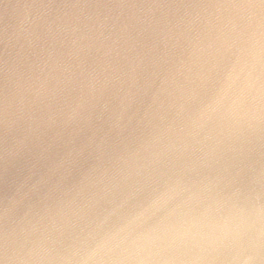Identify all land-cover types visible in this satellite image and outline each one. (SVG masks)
Instances as JSON below:
<instances>
[{
    "label": "clouds",
    "instance_id": "clouds-1",
    "mask_svg": "<svg viewBox=\"0 0 264 264\" xmlns=\"http://www.w3.org/2000/svg\"><path fill=\"white\" fill-rule=\"evenodd\" d=\"M53 7L66 6L33 0L17 14L29 44ZM150 7L220 15L167 69L169 39L199 14L139 19L153 43L129 71L82 62L54 88L0 90V220L25 208V220L49 222L2 226L0 264H264V2ZM31 9L45 11L33 20Z\"/></svg>",
    "mask_w": 264,
    "mask_h": 264
},
{
    "label": "water",
    "instance_id": "water-1",
    "mask_svg": "<svg viewBox=\"0 0 264 264\" xmlns=\"http://www.w3.org/2000/svg\"><path fill=\"white\" fill-rule=\"evenodd\" d=\"M32 2L33 0H0V90L7 85L10 95L15 91L14 84L17 81L21 85L34 83L39 87L44 83L47 88H54L57 80L66 74V68L70 67L78 74L82 62L89 68L93 66L99 68L107 62L113 68L129 71L130 62L138 53H146L153 43V39L148 38L151 29L143 36L138 34L141 27H148L147 24L139 25L137 23L139 19L161 20L163 14L167 13V19L175 23L177 19L185 16V13L191 14L190 17H185L186 19L194 18L199 14L200 20L190 29L186 30L182 26L180 30L174 31L172 38L169 39L167 51L171 53L170 63L163 66V69H167L179 59H187L197 33L201 37L205 35L206 19L210 18L216 23V16L220 13L214 7L204 9L150 6L214 5L224 3L225 0H52L55 5L66 7H53L50 14L42 16L40 20H36V17L45 10L31 9V18L36 20V28L32 37L33 44H29L25 36L19 33L18 21L15 18L25 5ZM35 2L39 3L41 0ZM43 2L47 3L49 0ZM224 15L226 16L227 13L225 12ZM52 21L55 22L52 24L54 35L47 30V23ZM133 24L137 26L131 27ZM125 25H129L127 31L123 30ZM13 26L16 27L15 35ZM59 27H66L67 31H58ZM156 38L163 39V37ZM159 50H165L163 43L159 45ZM76 52H79V56L74 55ZM21 55L27 56V59L22 60ZM145 63L148 64V60ZM153 70L150 65L147 67V70L141 74V83L144 82V78L151 76ZM159 87L160 79L154 78L151 92H155ZM28 99H31V96ZM161 99L167 102L166 97L161 96ZM126 192L127 188L122 187L109 199L114 198L119 202ZM6 194L7 189L0 186V201ZM146 195L147 193L142 194L139 199ZM136 202L132 201V203ZM109 207L111 204L106 201L96 209V212L102 213ZM26 212L27 209L21 208L7 221L0 220V228L6 226L9 231L15 228L19 232L22 227L31 229L33 225L43 229L49 223L47 220L41 221L33 216L25 220ZM39 234L37 232L32 238L35 239Z\"/></svg>",
    "mask_w": 264,
    "mask_h": 264
},
{
    "label": "snow or ice",
    "instance_id": "snow-or-ice-1",
    "mask_svg": "<svg viewBox=\"0 0 264 264\" xmlns=\"http://www.w3.org/2000/svg\"><path fill=\"white\" fill-rule=\"evenodd\" d=\"M254 2H264V0H254Z\"/></svg>",
    "mask_w": 264,
    "mask_h": 264
}]
</instances>
